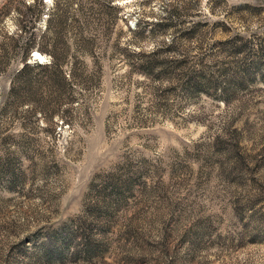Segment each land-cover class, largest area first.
I'll list each match as a JSON object with an SVG mask.
<instances>
[{
	"label": "rangeland",
	"instance_id": "1",
	"mask_svg": "<svg viewBox=\"0 0 264 264\" xmlns=\"http://www.w3.org/2000/svg\"><path fill=\"white\" fill-rule=\"evenodd\" d=\"M0 264H264V0H0Z\"/></svg>",
	"mask_w": 264,
	"mask_h": 264
},
{
	"label": "trees",
	"instance_id": "2",
	"mask_svg": "<svg viewBox=\"0 0 264 264\" xmlns=\"http://www.w3.org/2000/svg\"><path fill=\"white\" fill-rule=\"evenodd\" d=\"M25 67H30V65H25Z\"/></svg>",
	"mask_w": 264,
	"mask_h": 264
},
{
	"label": "bare ground",
	"instance_id": "3",
	"mask_svg": "<svg viewBox=\"0 0 264 264\" xmlns=\"http://www.w3.org/2000/svg\"><path fill=\"white\" fill-rule=\"evenodd\" d=\"M36 54H39V53H36Z\"/></svg>",
	"mask_w": 264,
	"mask_h": 264
}]
</instances>
